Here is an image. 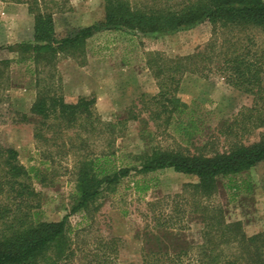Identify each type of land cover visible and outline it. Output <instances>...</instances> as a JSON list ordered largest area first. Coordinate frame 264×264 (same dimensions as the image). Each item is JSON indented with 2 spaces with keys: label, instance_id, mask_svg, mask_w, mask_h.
I'll return each mask as SVG.
<instances>
[{
  "label": "rangeland",
  "instance_id": "rangeland-1",
  "mask_svg": "<svg viewBox=\"0 0 264 264\" xmlns=\"http://www.w3.org/2000/svg\"><path fill=\"white\" fill-rule=\"evenodd\" d=\"M128 1L132 6L152 3ZM103 6V0H46L44 8L52 14L60 39L101 22ZM33 27V15L26 5L0 0V145L16 150L19 163L34 170L27 181L36 193L32 219L52 223L67 217L72 264H85V255L110 239L121 241L120 263L141 264L145 234L160 226L171 227L173 234L192 246L199 245L202 205L220 210L227 223H240L247 237L264 232V163L238 178L247 180L251 191L235 198L225 189L223 179L206 200L192 197L189 187L198 183L194 176L170 169L148 175L130 171L117 186L102 187L100 196L85 210L73 211L82 162L114 155L117 166H133L135 158L151 149L194 155L225 152L234 140L244 145L257 143L264 128L253 129L241 122V115L252 107V97L227 85L215 68L227 47L225 40L233 43L237 38L253 37L252 49L260 52L264 33L231 34L206 21L164 35L102 30L77 50L51 57L42 52L36 58L32 50L17 48L33 44ZM197 56L203 58L199 71L205 77L190 71L174 76L179 80L176 97L187 106L197 105L205 123L202 136L187 146L164 125L163 116L158 119L156 100L160 99V83L170 89L167 68L179 59L196 61ZM157 67L165 71L158 78ZM43 88L57 90L67 102L93 97V124L41 126L30 108ZM136 184H146L147 191L139 193ZM1 204H7L4 198Z\"/></svg>",
  "mask_w": 264,
  "mask_h": 264
},
{
  "label": "trees",
  "instance_id": "trees-1",
  "mask_svg": "<svg viewBox=\"0 0 264 264\" xmlns=\"http://www.w3.org/2000/svg\"><path fill=\"white\" fill-rule=\"evenodd\" d=\"M10 1L26 5L33 15V44L17 45V48L32 50L36 58L42 52L51 57L77 50L102 30L123 29L144 35H164L206 21L231 34L242 35L252 30L264 33L263 0H173L175 3L152 0L151 4L133 6L128 0H103L104 19L101 22L74 30L60 39L55 34L52 14L44 8L46 0ZM225 44L227 47L218 56L220 62L215 72L227 85L252 97V107L241 115L242 124H250L253 129L264 128V49L260 52L252 49L254 38L248 36L237 38L233 43L225 40ZM201 59L202 56H197L196 61L187 58L173 62L167 68L171 73L167 79L170 89L160 83V99L156 100L160 109L158 119L163 116L164 125L187 146L202 136L205 123L197 105L187 106L176 97L179 80L174 76L179 77L187 71L204 76L199 71ZM164 73L157 67L155 76L158 78ZM94 106L93 97L67 102L57 90L43 88L37 91L30 114L40 120L41 126L50 127L53 123L58 128H73L78 123L93 124ZM233 128L234 125L230 126L227 134L230 135ZM36 137L40 139V133ZM113 158L114 155H104L82 162L77 173L74 212L85 210L100 196L102 187L117 186L130 171L148 175L170 169L194 176L198 183L189 187L192 197L206 200L216 192L219 179L226 181L224 187L232 192V198L249 193L251 184L238 178L264 163V135L250 145L234 140L225 152L189 155L151 149L135 158L133 166H117ZM33 172L19 163L16 150L0 145V264H72L74 253L66 239L67 217L52 223L32 219L31 212L37 207L34 205L36 193L27 181ZM147 189L146 184H136L139 193ZM2 198L7 204H1ZM200 209L201 244L192 246L173 234L171 227L160 226L156 232H146L141 264H264V232L247 237L241 224L225 222L220 210L210 205H202ZM120 244L119 239L100 242L94 251L85 255V264H131L118 261Z\"/></svg>",
  "mask_w": 264,
  "mask_h": 264
}]
</instances>
